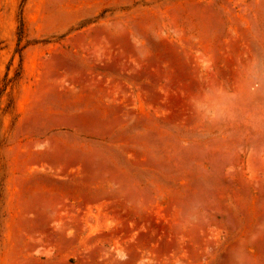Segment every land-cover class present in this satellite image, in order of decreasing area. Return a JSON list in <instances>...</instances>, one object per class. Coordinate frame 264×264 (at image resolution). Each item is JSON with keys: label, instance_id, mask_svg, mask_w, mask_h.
<instances>
[{"label": "rangeland", "instance_id": "rangeland-1", "mask_svg": "<svg viewBox=\"0 0 264 264\" xmlns=\"http://www.w3.org/2000/svg\"><path fill=\"white\" fill-rule=\"evenodd\" d=\"M0 264H264V0H0Z\"/></svg>", "mask_w": 264, "mask_h": 264}]
</instances>
